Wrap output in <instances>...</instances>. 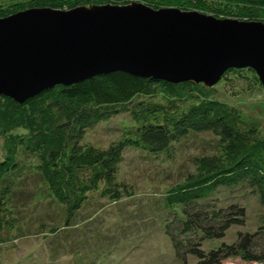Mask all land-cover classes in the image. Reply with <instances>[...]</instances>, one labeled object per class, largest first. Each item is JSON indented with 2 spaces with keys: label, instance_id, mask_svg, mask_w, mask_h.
Instances as JSON below:
<instances>
[{
  "label": "trees",
  "instance_id": "16d2710c",
  "mask_svg": "<svg viewBox=\"0 0 264 264\" xmlns=\"http://www.w3.org/2000/svg\"><path fill=\"white\" fill-rule=\"evenodd\" d=\"M41 1L15 2L10 9L0 2V18L48 5ZM108 1L62 0L48 8ZM223 1L235 12L225 11L227 7L204 9L202 0L194 8H188L192 0L169 3L218 18L264 23V0ZM164 2L142 4L156 9L167 7ZM235 67L224 74L238 71L236 83L256 79L244 74L245 69L253 71L251 67ZM215 88L114 69L55 84L21 101L0 94V238L5 234L1 242L16 250L40 236L54 257L60 249L81 256L83 243L97 229H89L97 212L82 210L93 201V193L118 204L139 195L128 177L120 175L128 151L163 162L181 138L208 133L215 146L194 156L192 171L183 170L170 181H150L159 188L152 199L166 212L159 220L165 223L173 258L180 264H264V211L253 221L259 222L257 227L239 229L230 242L222 240L230 227H245L248 200L255 196L264 206V124L246 118L251 114L242 104H230L224 87ZM113 130L114 136L106 135ZM102 131L106 142L98 138ZM219 187H239L244 195L220 205L211 197ZM206 240L212 245H203Z\"/></svg>",
  "mask_w": 264,
  "mask_h": 264
},
{
  "label": "water",
  "instance_id": "95a60500",
  "mask_svg": "<svg viewBox=\"0 0 264 264\" xmlns=\"http://www.w3.org/2000/svg\"><path fill=\"white\" fill-rule=\"evenodd\" d=\"M233 66L264 88V23L176 7L32 8L0 18V94L21 101L109 70L212 87Z\"/></svg>",
  "mask_w": 264,
  "mask_h": 264
},
{
  "label": "rangeland",
  "instance_id": "374dc122",
  "mask_svg": "<svg viewBox=\"0 0 264 264\" xmlns=\"http://www.w3.org/2000/svg\"><path fill=\"white\" fill-rule=\"evenodd\" d=\"M22 1L24 0H0L6 6L4 8L7 9L12 8L15 2ZM61 1L42 0L41 2L49 5V3L55 2L58 4ZM164 1L167 7L174 6L169 3L173 0ZM202 1L207 6L202 5L204 9H223L227 7L225 11H230V13L235 12L234 10H230L232 6H229L223 0ZM125 2L119 3V1L109 0L107 3L99 4V6H126L132 3H142L143 0H127ZM48 5L45 7H26V9L46 8L49 7ZM191 5L188 8L197 7L199 5L198 0H192ZM83 6L90 7L92 5L78 3L72 8ZM72 8L65 6L61 9L69 10ZM22 10L13 11V13L15 14ZM223 74L220 77L222 83L217 85L218 83L216 82L212 87L214 89H216L215 86L218 88L219 86L220 88L224 87L225 99L230 104L237 107H240L242 104L245 112L251 114V117L245 116L246 118L264 124V92L258 85L260 78L255 70L245 69V75L249 76V78L256 75V79H250L249 82L242 80V83H236L238 82L237 78H239L238 71ZM162 81L166 82V80ZM116 131H106L105 133L110 137L111 135L114 136ZM103 134L104 132L102 131L98 138H101L102 142H106L105 138L101 137ZM95 135L98 136V134ZM214 141L208 133L185 136L175 144L171 156L166 159L164 158L163 162L160 158L150 157L145 159L143 155L139 154V151L131 149L132 151H128L121 162L120 175L128 177V181L133 184L136 193H139V195L136 198L126 199L118 204L109 202V199H98L96 193H93L92 203L89 202L82 210L90 214L91 212H97V215L95 214L94 216L95 220L93 224L89 226V229L95 227L97 229L95 236L89 238V242L83 243V247L78 252L81 256L70 255L68 252H63L65 250L60 249L61 254L54 257L44 248V240L38 239L40 236L32 237L33 239L27 245L23 243L19 249H10L9 242H1L5 236L3 234V237L0 238V264H180L175 261L177 259L173 258V249L168 236L164 232L165 223L159 220V214L162 213L164 215L166 212L162 210L161 202L152 199L159 188L157 185L153 186L155 183H151L150 181L154 180L156 183L162 179L170 181L172 177L182 175L181 171L183 170L189 169L192 171L194 168V156L205 152V150L211 152L210 150H213V146H215ZM241 195H244V192L239 187H219L211 197L219 199L220 205H228L235 202ZM41 196L39 195L38 198L41 199L43 197ZM247 203L248 213L244 219L246 222L245 227H241L240 224V226L235 225L230 227L226 231L225 237L222 239L223 241H232L239 229L250 230L258 226L259 222L254 223L253 221L264 211V206L258 205V198L255 196L248 200ZM162 219L164 220V218ZM102 236L104 240L99 238ZM203 245L207 247V245L212 244L206 240ZM189 264H193V261ZM235 264L243 263L235 262Z\"/></svg>",
  "mask_w": 264,
  "mask_h": 264
}]
</instances>
